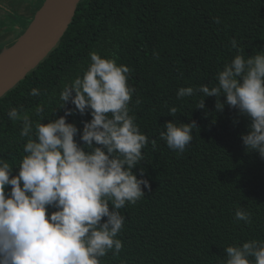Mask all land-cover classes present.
Wrapping results in <instances>:
<instances>
[{
	"label": "trees",
	"instance_id": "trees-1",
	"mask_svg": "<svg viewBox=\"0 0 264 264\" xmlns=\"http://www.w3.org/2000/svg\"><path fill=\"white\" fill-rule=\"evenodd\" d=\"M78 4L59 44L0 97V157L18 166L28 139L20 136L21 121L9 120L10 108L28 113L34 123L41 119L35 114L40 104L45 108L43 123L64 115L59 91L64 82L83 74L89 52L115 55L117 63L130 68L128 83L136 90L130 115L149 138L143 161L133 171L139 178L144 170L151 191L142 186L145 196L120 210L126 217L117 237L123 249L119 255L109 252L102 264H223L227 246L264 240V158L246 151L241 139L250 121L227 105L216 112V97H205L204 109L197 108L202 98L198 92L177 98L181 87L217 83V73L237 54L233 39L245 55L264 50V0ZM39 8L28 2L24 14L31 17ZM11 34H1L0 43L6 44L0 49L14 41ZM33 87L41 95H29ZM172 107L177 108L174 117ZM90 119L89 114L76 113L67 122L82 130V121ZM173 120L195 121L198 127L183 153L169 149L160 138L163 125ZM76 139L79 142V135ZM239 207L251 214L250 223L235 221Z\"/></svg>",
	"mask_w": 264,
	"mask_h": 264
},
{
	"label": "clouds",
	"instance_id": "clouds-1",
	"mask_svg": "<svg viewBox=\"0 0 264 264\" xmlns=\"http://www.w3.org/2000/svg\"><path fill=\"white\" fill-rule=\"evenodd\" d=\"M231 46L237 54L217 73L215 85L181 87L177 98L198 92L199 109L205 108V97H216V112L225 105L238 110L250 121L241 135L246 151L264 158V50L248 56L235 39ZM89 57L83 74L62 84L58 95L64 115L43 123L40 104L35 114L41 119L34 123L16 107L7 111L9 120L21 121L20 136L28 139L18 166L0 157V264H102L109 252L119 255L123 249L117 237L126 217L120 210L144 197L143 189L151 191L144 170L139 178L133 171L149 138L130 115L136 91L128 83L130 68L117 63L115 55L90 51ZM29 95H41L40 89L31 88ZM69 103L74 107H66ZM169 111L174 117L177 108ZM76 113L91 116L82 121V130L67 122ZM163 126L160 138L179 153L198 128L195 121ZM234 218L251 222L243 207ZM224 252L223 264H264V240L229 245Z\"/></svg>",
	"mask_w": 264,
	"mask_h": 264
},
{
	"label": "water",
	"instance_id": "water-1",
	"mask_svg": "<svg viewBox=\"0 0 264 264\" xmlns=\"http://www.w3.org/2000/svg\"><path fill=\"white\" fill-rule=\"evenodd\" d=\"M82 0H45L29 27L0 49V97L15 87L59 44ZM6 0H0V14Z\"/></svg>",
	"mask_w": 264,
	"mask_h": 264
},
{
	"label": "rangeland",
	"instance_id": "rangeland-1",
	"mask_svg": "<svg viewBox=\"0 0 264 264\" xmlns=\"http://www.w3.org/2000/svg\"><path fill=\"white\" fill-rule=\"evenodd\" d=\"M6 1L5 9L0 14V36L3 33L12 32L10 40L13 41L18 38L17 36L19 34L23 33L29 27L35 17V15L28 17L24 14L27 3L31 2L41 8L44 5L45 0ZM5 42L0 43V47L5 45Z\"/></svg>",
	"mask_w": 264,
	"mask_h": 264
},
{
	"label": "bare ground",
	"instance_id": "bare-ground-1",
	"mask_svg": "<svg viewBox=\"0 0 264 264\" xmlns=\"http://www.w3.org/2000/svg\"><path fill=\"white\" fill-rule=\"evenodd\" d=\"M2 81V78L0 79V82Z\"/></svg>",
	"mask_w": 264,
	"mask_h": 264
}]
</instances>
